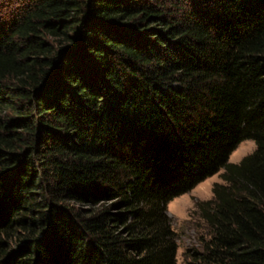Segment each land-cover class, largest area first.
I'll return each mask as SVG.
<instances>
[{
  "label": "trees",
  "instance_id": "obj_1",
  "mask_svg": "<svg viewBox=\"0 0 264 264\" xmlns=\"http://www.w3.org/2000/svg\"><path fill=\"white\" fill-rule=\"evenodd\" d=\"M217 174L186 264H264V0H0V264H179Z\"/></svg>",
  "mask_w": 264,
  "mask_h": 264
},
{
  "label": "rangeland",
  "instance_id": "obj_2",
  "mask_svg": "<svg viewBox=\"0 0 264 264\" xmlns=\"http://www.w3.org/2000/svg\"><path fill=\"white\" fill-rule=\"evenodd\" d=\"M256 149L255 142L247 140L230 155V162L240 163ZM223 171L220 172V174ZM216 183H222L219 174L212 176L198 185L188 194L176 198L168 205L167 213L172 221V228L178 235V263L186 264L189 252L201 250L202 239H207L208 230L201 219L198 204L213 198L212 189Z\"/></svg>",
  "mask_w": 264,
  "mask_h": 264
}]
</instances>
